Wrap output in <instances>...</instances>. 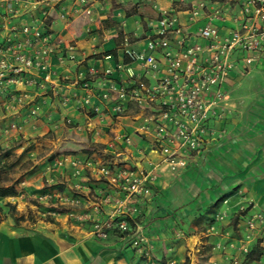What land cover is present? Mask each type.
Here are the masks:
<instances>
[{
	"label": "crops",
	"instance_id": "crops-1",
	"mask_svg": "<svg viewBox=\"0 0 264 264\" xmlns=\"http://www.w3.org/2000/svg\"><path fill=\"white\" fill-rule=\"evenodd\" d=\"M85 1L49 0L48 17L42 22L64 42L69 41L83 49V63L76 65L67 60L65 50L58 49L51 58V67L52 75L59 83H48L44 89H39L40 95L33 100L30 95V101L17 104L14 109L0 107V125H6L11 119H25L17 134L26 139L25 144L33 140L27 135H51L44 138L42 144L47 147L42 150L55 154L36 158L37 167L21 178L23 184L14 185L16 189L23 187L27 196L44 188L68 196L89 194L91 201L72 205L75 214L103 217L111 203L100 201L99 191L113 193V186L104 187L103 181L91 173L72 177L69 167L47 172L45 165L60 155H98L96 152L67 151L63 146L75 145L71 140L89 142L97 147L96 151L103 158L113 162L127 159L146 168H151L159 156L153 145L137 135L130 133V144L123 140L121 133L127 132L124 128L126 119L99 121L97 115L90 112V107L78 108L70 98L62 104L61 99L69 97L73 90L83 94L82 89L69 84L76 73L94 66L97 76H101L105 65H113L123 57L119 47L122 32L135 30L136 20L156 16L160 9L170 5V0ZM86 6L89 13L83 10ZM27 7L25 2L0 0V25L1 22L25 25L31 15H41L44 3L39 0L35 8L25 10ZM121 21L125 26H120ZM3 33L0 29V35ZM95 77H90L94 85ZM25 88L33 94L32 86ZM226 89L231 97L229 102L235 108L219 122L223 128L221 136L207 144L184 168L174 173L157 172L151 197L138 204L137 221L155 261L186 264L184 260L188 256V264H197L196 252L204 250L207 259L209 256L221 259V252L213 245L224 238L213 233L210 226L215 223L216 229L229 230L234 216L240 212L248 208L264 211V53L242 72L235 70ZM6 96L0 94V106H4ZM34 102L39 103L40 108L35 116L28 117V109ZM64 118H69L70 122H64ZM15 135L14 132L11 137H5L0 131V145H8L6 139L17 138ZM4 198L18 210L26 209V204L37 210L32 202L24 199V194ZM93 203L99 205L97 211ZM41 207L45 208L43 204ZM62 208L58 213L45 215L43 212L34 220L18 222L1 214L5 209L0 208V264H148L130 244V231L100 238L91 231L89 221L69 217L64 206ZM217 215L222 218L214 222ZM226 250L234 252L233 249Z\"/></svg>",
	"mask_w": 264,
	"mask_h": 264
},
{
	"label": "built area",
	"instance_id": "built-area-1",
	"mask_svg": "<svg viewBox=\"0 0 264 264\" xmlns=\"http://www.w3.org/2000/svg\"><path fill=\"white\" fill-rule=\"evenodd\" d=\"M16 2L28 3L25 10H30L39 0ZM43 3L41 15H31L25 25L1 22L0 94L7 95L6 110L30 101V95L33 100L48 83H59L51 67V58L58 49L65 50L64 58L76 65L85 60L83 49L64 42L42 23L47 20L50 6L49 0ZM83 10L90 12L87 6ZM120 26L125 22L121 21ZM119 47L123 57L113 65H105L101 76H97L94 66L79 70L69 84L82 89L83 94L73 90L61 103L70 98L78 108L90 107L99 121L126 119L123 140L130 144V133L139 136L153 145L158 160L146 168L127 159L113 162L98 155L69 154L45 165L47 172L69 167L72 177L91 173L103 181L104 187L113 186V193L99 191L100 201L111 203L103 217L75 214L72 205L91 201L89 194L68 196L44 188L31 197L46 204L45 214L61 212L64 206L69 217L86 219L100 238L130 231V244L148 264H172L151 257L137 221L138 204L151 197L157 172L174 173L184 168L223 133L219 122L233 108L226 89L233 72H242L264 53V0H170V5L156 16L136 20L135 30L123 31ZM94 76L95 85L91 79ZM27 85L33 87V94L27 91ZM39 108V103H32L27 116H35ZM24 120L11 119L1 127V134L9 137L15 132L17 136ZM63 121L69 123L70 119ZM16 190V195L24 194L23 187ZM93 205L97 211L99 205ZM221 218L217 215L214 222ZM210 229L224 239L213 245L222 258L209 256L208 264H264V211L248 208L238 214L234 228L216 229L213 223Z\"/></svg>",
	"mask_w": 264,
	"mask_h": 264
},
{
	"label": "rangeland",
	"instance_id": "rangeland-1",
	"mask_svg": "<svg viewBox=\"0 0 264 264\" xmlns=\"http://www.w3.org/2000/svg\"><path fill=\"white\" fill-rule=\"evenodd\" d=\"M230 98L231 97L228 94V100H230ZM232 106H233L232 109H234L235 105ZM0 107L5 110L2 104ZM50 136H51L50 134L49 135L43 134L36 136L27 135L29 139L33 138V140L29 141V139H27V141L29 142H27L26 144L24 143L26 139L22 136H17V138L12 137V140H10V138L6 139L8 141L7 142L8 145H0V186L17 185L18 181L21 180V178L32 172L37 167V164L34 163V160H36V158H39L41 156H46V157L53 156L55 154L54 152L49 153L47 151L42 150V148L47 147L46 145L42 144L43 142H45L44 138ZM71 142H73L75 145L63 146L69 152H76V153L80 151L85 153L96 152L98 156L102 157L101 153L99 151H96L97 147L90 144L89 142H88L89 144L86 142H76L73 140H71ZM24 199L27 200L28 202H32L37 207V210L36 208H34V206H29L28 204H26V209L22 208L18 210L7 199H5L4 197H0V208L4 207L5 209V212H1V214L9 215L13 218L15 222H18L19 220H23V219L34 220L35 218L41 216V213L45 211V208L41 207L42 204L36 202V200L33 197L27 196L26 192L24 193ZM43 207H46V204H43ZM237 216L238 215L234 216L233 221L231 223V226L233 228ZM196 253H198V257L196 259L197 264H208L206 250L201 252L198 251ZM184 261H186V264H188L190 261L189 257L185 256Z\"/></svg>",
	"mask_w": 264,
	"mask_h": 264
},
{
	"label": "trees",
	"instance_id": "trees-1",
	"mask_svg": "<svg viewBox=\"0 0 264 264\" xmlns=\"http://www.w3.org/2000/svg\"><path fill=\"white\" fill-rule=\"evenodd\" d=\"M17 190L14 185L0 186V197L16 195Z\"/></svg>",
	"mask_w": 264,
	"mask_h": 264
}]
</instances>
